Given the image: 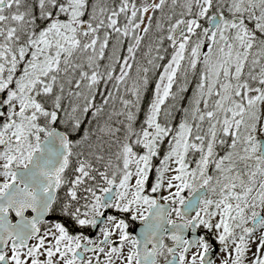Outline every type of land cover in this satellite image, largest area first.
<instances>
[{
    "label": "rangeland",
    "instance_id": "rangeland-1",
    "mask_svg": "<svg viewBox=\"0 0 264 264\" xmlns=\"http://www.w3.org/2000/svg\"><path fill=\"white\" fill-rule=\"evenodd\" d=\"M152 1L133 0L118 16L109 17L106 28L115 36L109 44L105 32L91 28L94 20L83 18L85 0H65L53 15H46L39 31L18 27L23 15L15 3L0 10V184L9 178L11 168L21 166L36 151L38 141L55 122L56 101L46 109L40 100L56 91V81L66 77L65 68L71 62L79 65L87 59L91 75L77 76L69 91L64 122L71 130L85 119L86 131L99 78L102 85L111 87L101 91L91 134L71 143V212L82 211L72 209V204L85 205L80 201L83 197L74 196L84 184L90 191L85 206L92 216L99 214L104 193L114 185L118 189L114 210L131 219L145 216L154 196L162 203L179 204L204 184L212 190L206 200L230 201L235 170L252 163L257 179L242 202L251 207L252 215L264 216V162L256 144L257 138L264 139V60L257 59L260 50L251 58L245 42L248 0H218L215 9L224 10L227 18L208 45L203 42L202 26L211 0H164L146 20L143 12ZM173 10L178 17L172 22ZM167 16L165 35L171 40V51L141 115L139 101L146 80L134 61L135 51L146 34L153 36L160 30ZM99 34L105 36L104 42ZM121 44L124 56L114 72L111 57ZM99 56L114 74L93 73ZM176 84L178 111L175 117L171 110L163 116L162 108ZM80 109L84 113L79 119ZM161 118L171 123L164 125ZM137 119H141L139 126ZM216 212L212 222L228 228L229 221H217ZM115 222L109 219L100 237L108 235L110 244L125 243L94 251L87 264H132L131 239ZM235 241L230 242L232 246ZM256 260L264 263V255Z\"/></svg>",
    "mask_w": 264,
    "mask_h": 264
},
{
    "label": "flooded vegetation",
    "instance_id": "flooded-vegetation-1",
    "mask_svg": "<svg viewBox=\"0 0 264 264\" xmlns=\"http://www.w3.org/2000/svg\"><path fill=\"white\" fill-rule=\"evenodd\" d=\"M18 1L0 0V10H4L7 4L12 2L18 6ZM163 4L164 0L152 1V5L143 12L144 19L148 20L151 13ZM217 6L218 0H211L208 19L202 26L203 42L207 45L215 40L223 21L227 18L224 10L215 9ZM246 16L244 38L249 47V56L253 58L255 52L260 50L261 54L257 59L262 61L264 0H248ZM213 17L219 18L215 29L210 28V20ZM178 34V37L182 36L180 32ZM261 140L263 138H257L256 144L259 156L264 162ZM69 149L67 167L57 178V188L54 187L55 182L50 175L43 176L42 169L35 171L40 172L37 175H15L16 170H24L28 166L38 147L21 166L11 168L9 178L0 184V197L4 196L9 186L14 187V194L0 202V264H87L94 251L114 245L116 249L122 245L119 240L110 244L108 235L100 237L111 218H115V224H118L116 227L123 229L131 239L132 264H264L256 260L264 255V216L252 215L251 207H245L244 201L242 202L250 196L253 183L257 179L252 171V163L247 164L246 169L235 170L230 201H217L212 198L210 201L206 200L212 192L209 184L197 188L196 192L200 191L202 196L193 211H189L185 205L195 192L179 204L162 203L154 196L153 205L160 202L168 206L165 223L161 226L144 227L148 210L153 205L148 207L145 216L138 219H131L126 213H116L113 205L118 189L115 185L109 192L104 193L106 195L113 190L110 201L104 204L101 200V211L92 216L85 206L87 199H90L89 187L82 184V189L75 190L74 196L83 197L80 201L85 203L84 208L81 206L82 211L70 213L69 190L74 175L69 169L72 157L71 143ZM229 204L232 206L229 207ZM215 212L217 221H229L228 228H221V224L212 222ZM109 231L108 229V234ZM256 233L263 237L255 238ZM158 235L160 246L156 248ZM233 239L236 241L232 246L230 242Z\"/></svg>",
    "mask_w": 264,
    "mask_h": 264
},
{
    "label": "trees",
    "instance_id": "trees-1",
    "mask_svg": "<svg viewBox=\"0 0 264 264\" xmlns=\"http://www.w3.org/2000/svg\"><path fill=\"white\" fill-rule=\"evenodd\" d=\"M133 0H85L84 2V16L83 18L87 19V17H91L92 21L91 28L98 31L99 33L105 32L107 40H105L108 44L115 39V36H111L110 33L107 30V19L109 17L118 16L117 14L122 12L124 7L128 6ZM65 0H19L17 3L18 5V12L23 15V21L18 22V27H21L22 30L26 31L28 29H32L33 31H39L41 27H43L42 21L45 19L47 14L53 15L54 12L57 11L58 8L64 5ZM56 9V11H55ZM176 9V8H175ZM173 20L172 22L178 17L177 12L175 10L172 11ZM96 19V20H95ZM169 19V16L164 17L162 20L163 23L160 25V30L156 32L155 35L149 36V34H146L142 40V45L138 47V49L135 51V59L134 61L137 63L136 65L141 66L142 71L145 75V87L144 90L140 96L139 101V108L141 109V115L146 110L148 103L150 101L153 87L155 84L156 79L158 78L159 71L161 70V67L163 64L167 61L170 51H171V43L167 39L165 33L168 29L167 20ZM119 20V19H118ZM25 24V25H24ZM117 29V26H116ZM153 33V32H152ZM100 35V34H99ZM105 36L100 35L99 40L101 42H104ZM118 41V39L116 40ZM146 43V46H144ZM118 44V42H117ZM114 52L113 56L111 57L112 62L115 66L113 71H117V61H119L123 56V52L125 51V45H122ZM145 54H148L145 56ZM79 60L81 56L77 57ZM102 60L99 57L95 60V63L97 62L96 70L93 71L95 74H101V75H108V72L111 73L109 66L104 64ZM83 63H80L79 65H75L71 62L70 65H68L65 68L64 75L66 77H62L61 80L56 81V91L52 93L49 97H45V99L40 100L42 104L47 108H51L53 105L52 103L56 101V119L52 126L58 128L60 131L66 133L69 136L70 143H72L76 139H83L84 136L91 134L94 124L93 115L96 114V111H100V104L99 100L103 98L101 95L102 89H106L108 91L109 84L107 86L102 85L103 79L99 78L98 83L94 87V95H93V113L87 118V121H89V124L86 125V131H85V119L80 120L79 126H76L77 129L75 131L71 130L68 123H65V119L67 118V106L68 103L71 100V95L69 94L70 88L73 87L72 83H74L75 78L77 76H90V72L87 69V59L82 61ZM134 62V63H135ZM83 65V66H82ZM113 73V72H112ZM114 74V73H113ZM114 82L116 80L114 79V76L112 78ZM110 80V81H112ZM110 83V82H109ZM176 85H173L172 87V96L166 101L162 108V115H166L167 112L171 110L172 114L171 116L175 117L176 112L178 111V104H177V97L174 95L176 91ZM111 91V90H110ZM179 94V93H178ZM110 95V94H109ZM56 96V100H50L49 98H54ZM111 104L113 102L110 101ZM105 108L104 106L101 108ZM106 109V108H105ZM84 113L83 109H80L78 112L79 119L81 118V115ZM90 112H86L85 114L88 115ZM141 120V119H139ZM137 119L136 125H140V121ZM161 118V122H162ZM171 123V120L166 121V123L163 121L162 123H165L164 125ZM136 126V127H138ZM138 129H136L137 131ZM90 131V132H88ZM135 134V130L133 131ZM81 204L74 203L72 206V209H80ZM70 213H73L70 211Z\"/></svg>",
    "mask_w": 264,
    "mask_h": 264
},
{
    "label": "water",
    "instance_id": "water-1",
    "mask_svg": "<svg viewBox=\"0 0 264 264\" xmlns=\"http://www.w3.org/2000/svg\"><path fill=\"white\" fill-rule=\"evenodd\" d=\"M219 23L218 17H213L210 20V28L215 29ZM261 149L264 153V139L261 140ZM70 155L69 149V137L66 133L60 131L58 128L51 126L48 129L47 137L43 138L38 144L37 152L33 153L31 160H29L28 166L24 170H16L15 175L18 174H31L37 175L40 172H35L37 169H42L44 171L43 176L50 175L54 180L55 186H58V176L66 169L68 156ZM113 190L110 193L104 195L102 202L105 204L109 202L112 196ZM14 194L13 185L9 186L8 190L5 192L4 196L0 197V202L9 198ZM202 193L200 191L195 192L188 200L185 206L188 207L189 211L195 210ZM168 211V206L166 204H161L157 202L153 205L147 213L146 220L144 221V227L150 225L161 226L165 223V217ZM105 217V213L103 214ZM102 221V219H101ZM143 227V228H144ZM135 233V231L133 232ZM160 246V236H157V246ZM155 249L153 250V252Z\"/></svg>",
    "mask_w": 264,
    "mask_h": 264
},
{
    "label": "bare ground",
    "instance_id": "bare-ground-1",
    "mask_svg": "<svg viewBox=\"0 0 264 264\" xmlns=\"http://www.w3.org/2000/svg\"><path fill=\"white\" fill-rule=\"evenodd\" d=\"M125 241H126V240H121L120 242H122V244H123V243H125Z\"/></svg>",
    "mask_w": 264,
    "mask_h": 264
}]
</instances>
